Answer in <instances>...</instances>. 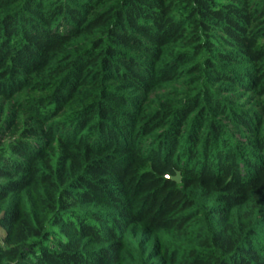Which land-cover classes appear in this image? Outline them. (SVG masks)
Listing matches in <instances>:
<instances>
[{"label":"trees","instance_id":"16d2710c","mask_svg":"<svg viewBox=\"0 0 264 264\" xmlns=\"http://www.w3.org/2000/svg\"><path fill=\"white\" fill-rule=\"evenodd\" d=\"M0 231V264H264V0H0Z\"/></svg>","mask_w":264,"mask_h":264},{"label":"water","instance_id":"95a60500","mask_svg":"<svg viewBox=\"0 0 264 264\" xmlns=\"http://www.w3.org/2000/svg\"><path fill=\"white\" fill-rule=\"evenodd\" d=\"M174 180L180 182L181 181V178H180V175L178 174L177 176L173 177Z\"/></svg>","mask_w":264,"mask_h":264},{"label":"rangeland","instance_id":"374dc122","mask_svg":"<svg viewBox=\"0 0 264 264\" xmlns=\"http://www.w3.org/2000/svg\"><path fill=\"white\" fill-rule=\"evenodd\" d=\"M3 237V233L2 231H0V239Z\"/></svg>","mask_w":264,"mask_h":264}]
</instances>
